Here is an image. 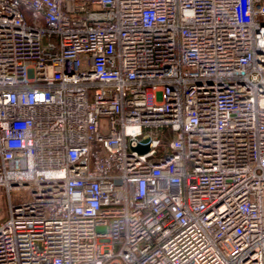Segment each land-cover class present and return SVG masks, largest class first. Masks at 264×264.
Listing matches in <instances>:
<instances>
[{
  "label": "built area",
  "instance_id": "built-area-1",
  "mask_svg": "<svg viewBox=\"0 0 264 264\" xmlns=\"http://www.w3.org/2000/svg\"><path fill=\"white\" fill-rule=\"evenodd\" d=\"M0 188V264H264V0H0Z\"/></svg>",
  "mask_w": 264,
  "mask_h": 264
},
{
  "label": "rangeland",
  "instance_id": "rangeland-1",
  "mask_svg": "<svg viewBox=\"0 0 264 264\" xmlns=\"http://www.w3.org/2000/svg\"><path fill=\"white\" fill-rule=\"evenodd\" d=\"M27 196L28 193L22 189L14 190L11 194L13 201H17V199ZM9 201H10V196L8 195V193H6L4 188H0V221L3 220V218H5L8 212Z\"/></svg>",
  "mask_w": 264,
  "mask_h": 264
},
{
  "label": "water",
  "instance_id": "water-1",
  "mask_svg": "<svg viewBox=\"0 0 264 264\" xmlns=\"http://www.w3.org/2000/svg\"><path fill=\"white\" fill-rule=\"evenodd\" d=\"M147 149H148L147 146H141V147L138 148V150H139L140 152H144V151H146Z\"/></svg>",
  "mask_w": 264,
  "mask_h": 264
}]
</instances>
